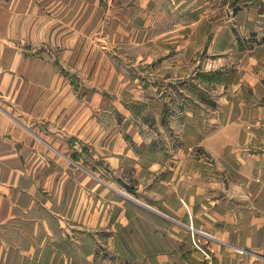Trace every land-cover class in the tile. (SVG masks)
<instances>
[{"label": "crops", "instance_id": "obj_1", "mask_svg": "<svg viewBox=\"0 0 264 264\" xmlns=\"http://www.w3.org/2000/svg\"><path fill=\"white\" fill-rule=\"evenodd\" d=\"M139 2L108 9L107 30L100 6L85 20L68 0H0V264H264V0L188 23L189 60L237 67L171 139L131 106L151 88L102 53L119 41L152 58ZM155 104L162 125L165 98ZM103 172L130 175L141 198Z\"/></svg>", "mask_w": 264, "mask_h": 264}, {"label": "rangeland", "instance_id": "obj_2", "mask_svg": "<svg viewBox=\"0 0 264 264\" xmlns=\"http://www.w3.org/2000/svg\"><path fill=\"white\" fill-rule=\"evenodd\" d=\"M139 1L147 4L145 10L148 11V17L145 23L148 25L150 35L156 41V43H149L147 47L149 56L151 53L153 55L152 58L139 59V55L144 54L146 49L134 46L128 49L123 44H119V41L116 43L110 42L102 50V53L106 54L113 63L115 62L118 66H122L127 75L137 78L142 86L151 88L150 96L143 101L131 104V106L135 115L138 116L137 120L139 123L143 124L145 132H153V130L157 129L163 137L166 136L171 139L176 136L177 132L174 131L176 127L183 128L188 120V114L184 112L187 106L194 104L190 110L192 112L194 110L198 112L200 108L207 107L206 104L198 101L205 99L214 101L215 95L220 93L215 86L217 75L224 74L228 70H234L237 67L234 60L227 62L223 58L204 55L205 53H199L195 59L189 60L187 58V45L188 33L191 32V27L188 26V23L203 20L208 22L230 20L232 8L234 7L233 11H235L237 3L243 5L242 2L247 0H68L69 7L73 6L72 10H69V15H74L75 6L82 4L85 9V20H91L96 15L95 6H100L103 11L101 19L105 22V27L108 30L110 17H108L107 13H112L108 9L114 11L122 10L129 8V5L134 3L139 6L141 3ZM113 5L114 7H111ZM116 16L118 15L116 14ZM90 30L89 28L85 29L86 37H91L92 33ZM172 31L175 36L171 34ZM84 46L86 60L88 58L86 56L89 54L86 52L92 49L91 39H86ZM182 53H184V56ZM159 56L162 58L156 59ZM133 58L135 59L132 60ZM163 59L164 61H162ZM162 62L165 64H162ZM158 69L162 70V75L169 74L172 76L169 77L170 79L165 76H158L156 73ZM189 83L196 87L195 98L187 96V86L183 85ZM177 85L180 86L176 87ZM182 89H184V92H181ZM161 98H165L162 125L157 119L155 120V111H157L155 103ZM212 106H215V104H210L208 109L210 110ZM174 116L175 118H173ZM110 122L111 115H107L104 123L108 124ZM150 123H152L151 126ZM147 125L151 130L148 129ZM68 153L71 154L70 151ZM199 154L202 153L200 152ZM72 156L74 162L79 161L75 154H72ZM101 166V163L98 162L97 167L102 168ZM103 173L105 178L115 181L121 191L131 195L133 193V196L141 198L135 193L136 189L134 188L133 180L129 179L130 175L119 172ZM123 180H127L128 184L124 183Z\"/></svg>", "mask_w": 264, "mask_h": 264}, {"label": "built area", "instance_id": "obj_3", "mask_svg": "<svg viewBox=\"0 0 264 264\" xmlns=\"http://www.w3.org/2000/svg\"><path fill=\"white\" fill-rule=\"evenodd\" d=\"M190 231L192 234V240H193V244L195 246V248L197 250H199L200 252L203 253L204 257L206 260H211L212 259V255L210 252H208L206 249H204L196 240H195V231L193 227H190Z\"/></svg>", "mask_w": 264, "mask_h": 264}, {"label": "trees", "instance_id": "obj_4", "mask_svg": "<svg viewBox=\"0 0 264 264\" xmlns=\"http://www.w3.org/2000/svg\"><path fill=\"white\" fill-rule=\"evenodd\" d=\"M237 11V8H235V11L234 12H236Z\"/></svg>", "mask_w": 264, "mask_h": 264}]
</instances>
